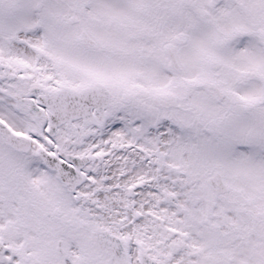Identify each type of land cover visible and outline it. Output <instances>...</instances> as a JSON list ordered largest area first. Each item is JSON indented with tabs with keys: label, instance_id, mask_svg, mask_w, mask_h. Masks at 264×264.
Returning a JSON list of instances; mask_svg holds the SVG:
<instances>
[{
	"label": "snow or ice",
	"instance_id": "6c2138e0",
	"mask_svg": "<svg viewBox=\"0 0 264 264\" xmlns=\"http://www.w3.org/2000/svg\"><path fill=\"white\" fill-rule=\"evenodd\" d=\"M0 264H264V0H0Z\"/></svg>",
	"mask_w": 264,
	"mask_h": 264
}]
</instances>
